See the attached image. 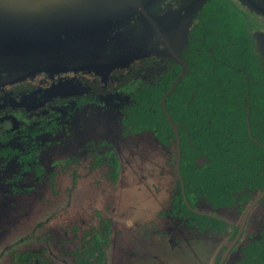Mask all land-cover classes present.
Returning a JSON list of instances; mask_svg holds the SVG:
<instances>
[{
    "label": "flooded vegetation",
    "instance_id": "af4514ba",
    "mask_svg": "<svg viewBox=\"0 0 264 264\" xmlns=\"http://www.w3.org/2000/svg\"><path fill=\"white\" fill-rule=\"evenodd\" d=\"M163 1L133 7L132 41L123 24L92 52L62 61L99 69L70 64L52 76L1 79L0 264H54L48 259L59 252V264H109L124 230L114 208L98 214L99 179L105 172L114 188L117 151L136 158L142 138L171 172L157 180L162 199L151 182L160 205L139 224L144 233L130 231L134 263L188 256L195 264H264V58L256 39L264 26L240 8L250 0ZM157 9L174 13L167 33ZM96 114L106 129L100 118L83 128ZM78 195L87 197L80 207L71 203Z\"/></svg>",
    "mask_w": 264,
    "mask_h": 264
},
{
    "label": "water",
    "instance_id": "95a60500",
    "mask_svg": "<svg viewBox=\"0 0 264 264\" xmlns=\"http://www.w3.org/2000/svg\"><path fill=\"white\" fill-rule=\"evenodd\" d=\"M112 1L0 0V61L1 51L17 50L16 58L10 60L9 67L8 63H0V80L6 78L8 82H17L39 73L52 76L68 70L67 67L53 70V67H47L52 60L58 63L82 55L77 49L83 48V52H88L84 49L83 38H90L89 52H92L103 42L104 37L125 24L118 22L104 29L102 34L100 21L125 16L128 9L139 4V0H122L121 8H114ZM249 3L248 9L258 13L264 20V0H250ZM78 30L85 32V36L80 37ZM35 33L44 37L36 36ZM61 34L65 39L60 38ZM256 39L264 58V32L261 38L256 36ZM55 44L60 49L53 51L48 48Z\"/></svg>",
    "mask_w": 264,
    "mask_h": 264
},
{
    "label": "rangeland",
    "instance_id": "374dc122",
    "mask_svg": "<svg viewBox=\"0 0 264 264\" xmlns=\"http://www.w3.org/2000/svg\"><path fill=\"white\" fill-rule=\"evenodd\" d=\"M156 0H139V4L137 5L138 7H145L148 5V3L150 2L151 4H153ZM121 2L122 0H113L112 1V5L114 8H121ZM166 2V0L163 1L162 4H164ZM240 6V5H239ZM130 8V6L128 7ZM240 8L250 14L251 17H253L254 19H257L258 23H261L264 26V20L263 18L258 14L255 13L254 11H250L247 7H245L244 5L240 6ZM133 10V6L128 9L129 11L127 13H125V16H120L114 18H111L110 21H100L101 26V31L100 33L103 34V32L105 31L104 29H106L109 26H112L118 22L121 23H125L128 25H131V29L128 28L127 26H125V29L123 31V35L128 36L129 38H124V40L126 42H130L133 40V36L136 37L139 35V33L137 32H133V27L139 25L138 24V19L136 17H134V14H132ZM164 10V9H163ZM156 10L155 14H156V21L160 27V30L163 33H167L171 27L173 26V17H174V13L172 11H168V10ZM154 13V12H153ZM114 19V20H113ZM259 20V21H258ZM120 29V28H118ZM116 32H118L117 30H113L110 34H115ZM80 37H84L85 36V32L82 33V31L78 30L77 33ZM98 34V33H97ZM120 34V36H121ZM36 36H40V37H44L42 34L40 33H35ZM108 36V35H107ZM118 36V35H117ZM60 38L65 39V37H63V34L60 35ZM78 38V37H77ZM106 37H104L103 42L105 41ZM116 40V39H114ZM109 42H107L102 48H104L106 45H108ZM58 45V44H57ZM57 45H53L52 47L49 46L48 48L50 50L56 51L57 49ZM85 46L84 49H89V44L88 45H83ZM66 47V45H65ZM67 49V47H66ZM68 50V49H67ZM16 52L17 50L14 49H9L8 51H1L2 54V60L0 61V63H8L7 67H9V65L11 64L10 60H13L16 58ZM77 52H83V48L82 49H77ZM112 52V51H111ZM76 58V57H74ZM73 58H70L68 60H66V62L72 60ZM63 60L59 61L58 63L55 60H52L50 63V67H53L51 70H53L54 68H58V69H64L68 66H70V64H77L80 66H84L83 69H99L100 68V64L99 63H94V62H80V63H62ZM50 70V71H51ZM38 77L34 78V81H38ZM2 81V80H0ZM33 82V81H31ZM87 118V122H85L83 124V128L84 127H92L94 128V120L96 118H100L102 120V124L99 130H104L106 129V127L109 125V121L107 118L104 117H98V114H96L95 117H86ZM142 146H138L135 148V152L133 153V156L135 155L136 158H131L130 156L132 154L127 155L126 153H124L123 151L120 152L117 151V156L119 157V170H118V181H117V185L113 188V183H111L108 179L107 176L105 175L106 173H102V175L100 176V196L101 197V203L103 206L100 207V211L98 212V214L100 215V217H105L104 215V210L107 211L110 208H114V212L111 211L114 214H117V221H115V224L117 226V224L121 225V229L124 230L122 232L121 235V239L119 240H123V242L119 245V246H112V248L110 247L109 251H108V255H109V264H135L133 261V241L129 240V236H130V231H134V232H139V233H144L145 229L143 227H140V225H142V222H146L147 224V220L149 219L151 216V212L153 213L156 209H158L160 203L158 200V197L162 196L161 194H158L160 192V188H163V186H160L158 183V179H160L161 175H166V173H170L171 172V162L169 163L168 166H166L165 164V160L163 159V157L161 159H156L155 162H153L152 160V155L153 153V149L151 144L149 145L147 143V141L142 138ZM73 147L72 145L69 146H65L63 147L61 150H58V154L59 156H66L67 154H69L72 151ZM58 154L56 152H54L53 158L54 159H60V157L58 156ZM171 179L169 178V181ZM151 182L154 184L155 189L153 187V189L155 190V192H157L156 196H152L150 193H153L151 187L152 184ZM96 184H98V182H95ZM81 189H84V187L81 185L80 186ZM86 190V189H85ZM60 191H58L59 193ZM87 193V190L85 191ZM81 195H84L83 193ZM91 197V196H90ZM87 197H81L78 195L76 198H72L71 203L75 204V206H81L82 203H84L83 201L86 200ZM30 199V198H29ZM58 202H61L60 206H63L65 203V198L64 196H62V199H60V196L58 197ZM21 201H24L23 199H21ZM68 202H70V198L68 199ZM114 204V206H112ZM84 209V210H88ZM158 212H156L155 214H157ZM83 216H86V214H83ZM75 218V217H74ZM106 218V217H105ZM48 219L47 217H45L44 219L40 220V224H47L46 221L43 222V220ZM99 219L96 218V222ZM89 224H83V227L78 228L77 229V235H80L81 232H83L85 230V227H87L90 224H93L95 222H93L92 220H89ZM127 223L131 224V227L128 226V231H126V226ZM141 223V224H140ZM49 224V223H48ZM140 224V225H139ZM41 226V225H40ZM58 228L61 229V231H63L62 229H66L67 225H65V223H63L61 225L57 224ZM42 227V226H41ZM40 227V229H41ZM115 231V229L113 230ZM60 232L59 235H60ZM33 234V232L31 233ZM42 234H39L37 237H39ZM119 235V234H118ZM3 236V235H2ZM115 239V238H114ZM60 239H57L56 241H59ZM118 242H115V245H117ZM16 251H21V252H27L28 250L24 249V247H15ZM29 252V251H28ZM3 257H7V256H3ZM48 257V255H46V258ZM65 257V256H64ZM69 257H67L68 259ZM63 259V253H58L56 254V257L53 259H48L51 262H54V264H59V261ZM70 258L68 259V263L70 262ZM1 262V260H0ZM176 264H195V260L191 257L190 259L188 258V256H186L184 258L183 261H181L180 263H176Z\"/></svg>",
    "mask_w": 264,
    "mask_h": 264
},
{
    "label": "trees",
    "instance_id": "16d2710c",
    "mask_svg": "<svg viewBox=\"0 0 264 264\" xmlns=\"http://www.w3.org/2000/svg\"><path fill=\"white\" fill-rule=\"evenodd\" d=\"M221 7H218V6H216V9H214V7H213V9H214V11H213V13H215V12H217V13H223L222 11H221V9H220ZM230 12V11H229ZM235 13L236 12H234V15H235ZM207 17H209V16H207ZM241 18V17H240ZM226 22H227V24L230 22L231 23V20H229V21H225V24H226ZM227 27H229V26H227ZM258 53H259V50H258Z\"/></svg>",
    "mask_w": 264,
    "mask_h": 264
}]
</instances>
